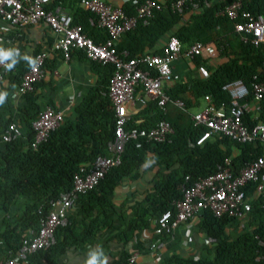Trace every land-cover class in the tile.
<instances>
[{
	"label": "trees",
	"instance_id": "trees-1",
	"mask_svg": "<svg viewBox=\"0 0 264 264\" xmlns=\"http://www.w3.org/2000/svg\"><path fill=\"white\" fill-rule=\"evenodd\" d=\"M76 2L52 0L46 7L57 4L62 9L70 7L68 12L73 23L80 24L94 42H101L106 37L105 31L89 26L87 18L91 14ZM242 5L251 12H264V0H242ZM121 7L127 14L133 12L128 1ZM219 7L218 2L209 0L196 12L174 13L168 8L154 11L147 24L138 23L121 35L129 37L128 42L118 41L115 47L117 50L126 49L133 56L142 53L143 46H150L160 37L173 35L179 40L182 52L194 40L207 39V35L216 30L219 32L217 38L210 42L201 41L213 43L215 54L224 60L212 66L210 56L192 55L189 58L192 68L184 73L182 81L166 87V93L170 98L182 99L187 108L194 106L204 95H209L213 103H228L229 95L221 88L225 82L239 79L249 89L253 75L257 79L264 76V42L253 46L248 41H241L232 31L231 21L215 14ZM37 51L34 50L29 57L32 58ZM74 52L83 57L80 50ZM160 52L161 49L151 53ZM13 58L16 64L6 83L0 87V92L7 94L5 102L0 104V135L11 121L17 123L20 135L11 142H0V258L13 253L19 240L29 236V229L38 228L40 219L47 212L48 200L71 186L72 175L80 166H87L94 157L106 153V141L113 134L114 123L113 110L106 95L113 66L90 61L96 74L94 85L79 96L77 103L63 115L61 124L49 132L44 141L32 147L31 121L45 105L55 107L48 100L36 102L35 92L43 84L42 78L34 84L32 92L22 96V105L13 107L10 91L29 65L28 59L17 55ZM201 67L206 70V76L201 74ZM186 85H189V97L182 98L179 93L186 90ZM250 97L251 94L247 98ZM193 101L196 102L191 103ZM145 107L146 111H153L152 115L139 122L130 116L127 126L148 128L163 118L173 129L170 141L146 142L139 147H135L132 141L125 143L120 162L110 167L93 188L80 195L75 203V213H69L66 224L54 230L53 244L31 253L27 264H58L59 257L69 247L81 248L92 243L98 229L102 225L110 227L113 221L117 226L113 227L115 231L108 238L120 243L122 248L109 264H122L133 251L148 250L139 242H131L130 250L123 247L132 238L134 230H152L156 218L163 211H173V201L180 196L179 185L185 175L191 179L205 176L225 158H228L230 170L235 174L263 151L257 141L239 143L223 135H214L196 145L195 139L204 127L194 126L188 113L172 105L162 113L153 101H146ZM170 108L173 110L169 116ZM243 118L249 126L254 122L247 113ZM259 118L264 120V112ZM151 169L154 172L149 186L141 199L128 207L130 215L124 219L118 211L124 204L115 206L112 202L114 188L123 180H136L143 171ZM253 188L252 182L243 187L250 204L243 218L216 217L207 210L201 211L189 228L188 241L194 251L191 254L179 251L184 241L175 230L165 238L164 250L157 264H264V201L252 195ZM207 236L214 237L215 241L205 244L203 239ZM156 238L151 236V240Z\"/></svg>",
	"mask_w": 264,
	"mask_h": 264
},
{
	"label": "built area",
	"instance_id": "built-area-1",
	"mask_svg": "<svg viewBox=\"0 0 264 264\" xmlns=\"http://www.w3.org/2000/svg\"><path fill=\"white\" fill-rule=\"evenodd\" d=\"M51 1L0 0V22L20 30L41 23L54 36L47 50L33 54L35 63L23 71L14 85L15 92L23 96L34 90V84L44 75V63L50 55L57 54L62 60H68L72 52L80 50L89 61L113 66L106 92L114 115L113 134L106 141V153L97 155L89 165L80 166L73 173L71 186L48 200L47 212L40 219L38 228L29 229V236L19 240L13 253L1 257L0 264H27L31 253L52 245L56 227L66 224L67 215L80 195L93 188L110 167L120 162L125 143L132 141L135 147H139L146 142L170 141L173 129L163 118L148 128L127 126L130 119L127 105L133 104L140 94L153 101L162 113L166 112L168 105H172L188 113L194 126H203L204 130L195 139L196 145L214 135H223L239 143L257 141L263 149L261 155L247 162L235 174H232L229 160L225 158L205 176L195 179L188 175L183 177L179 185L180 196L173 201V211H163L156 218L151 231L157 238L148 242L147 249L154 264L161 257L165 238L170 237L180 226L187 234L191 221L201 211L207 210L216 217L226 215L238 220L243 218L250 207L243 189L249 182L254 183L252 195L264 201V120H255L249 126L243 118L244 113L249 112L250 100L264 106V76L257 79L253 75L254 80L250 82L249 89L239 79L225 82L221 88L229 95L228 103H213L209 95H204L201 98L202 105L191 112L182 99L170 98L166 93V84L172 77L173 62L181 53L180 42L175 36H167L160 53L142 52L130 56L126 49L117 50L115 47L122 34L138 23L147 24L154 11L168 8L174 13L186 10L196 12L209 0H126L133 10L130 14L125 13L121 5H112L105 0H78V4L91 14L87 18L88 25L105 31L106 37L101 42H94L80 24L73 23L71 15L59 4L46 7ZM216 2L220 7L215 14L231 21L232 31L241 41H248L253 46L264 42V12H251L243 7L242 0ZM215 52L213 43L194 40L184 55L211 56ZM7 63L10 61L0 64V83H6L12 72V69L6 70ZM262 65L264 67V61ZM200 72L203 76L207 74L202 67ZM249 94L251 97L248 99ZM63 115L62 110L49 105L37 113L31 121L32 147L44 141L49 132L61 124ZM19 135L17 123L11 121L1 133L0 142H11ZM239 226H242V222ZM214 241L212 236L203 239L205 244ZM138 261L139 253L134 251L122 264H138Z\"/></svg>",
	"mask_w": 264,
	"mask_h": 264
},
{
	"label": "crops",
	"instance_id": "crops-1",
	"mask_svg": "<svg viewBox=\"0 0 264 264\" xmlns=\"http://www.w3.org/2000/svg\"><path fill=\"white\" fill-rule=\"evenodd\" d=\"M105 1L112 5H122L127 2L126 0ZM76 5L80 6L78 0ZM63 10L68 12L70 11V7L65 6V9ZM166 38L167 37L164 35L150 46H143L142 52L159 50L164 44ZM53 39L54 36L52 32L41 23L20 30L11 27L4 22H0V48H3L4 50H12L13 56L17 55L22 59H27L34 50H47ZM118 41L119 43H126L129 41V37H126V35L120 36ZM140 42H143V38H140ZM190 68H192L190 59L178 56L173 62L172 77L170 82L166 84V87L171 86L175 82L182 81L184 73ZM43 71V84L37 87L35 92L37 94L36 102H46L48 100L53 107L62 110L64 114L70 111V109L77 103L79 96L89 87L94 85L96 81V74L92 69L90 61L82 57L81 54H77V52H72L68 60H62L57 54L50 55L46 60V66ZM44 84H47V86ZM3 85L4 82L0 83V87ZM188 88L189 85H186V90L179 93V96L182 98H188ZM10 97L14 108L22 105L24 102L22 96L16 94L14 86L10 91ZM146 101L149 100L140 94L133 104L127 105V113L131 117L134 116L137 122L149 118L153 113L152 110L146 111ZM197 101L196 105L191 106L189 110H196L199 105H202L201 98ZM172 110L173 108L168 110L169 116L171 115ZM262 112H264L262 105L257 101L250 100L249 112L247 113L248 118L253 121L261 120L259 117ZM153 172L152 169L145 170L140 178L133 181L123 180L114 188L112 202L115 206H118L121 203L124 204L123 207L118 209V211L122 213L124 219H127L130 215L128 207L132 204H136L143 196L145 190L149 186V180L151 179ZM75 208L76 204L71 208L69 213H75ZM110 224V227L102 225V227L98 229L96 232V239L92 243L84 244L81 248L73 246L69 247L66 252L59 257L58 264H86V261L93 255L96 257V264H104L105 260L106 264L114 261L117 258V252L122 248V245L115 240L108 238L115 231L113 227L117 226L115 221ZM120 227L122 228L123 225ZM151 231L152 230L141 228L134 230L132 238L123 248L130 250L131 242H139L142 245L147 246L153 235ZM176 231L180 235L182 242L184 241V243L181 244L179 251L181 253L191 254L194 251V248L190 247L187 242V240L190 239L188 235L189 229L187 234H185L186 230H184L183 226H180ZM163 250L164 248L161 253ZM138 253V264H154L148 250L146 252Z\"/></svg>",
	"mask_w": 264,
	"mask_h": 264
},
{
	"label": "clouds",
	"instance_id": "clouds-1",
	"mask_svg": "<svg viewBox=\"0 0 264 264\" xmlns=\"http://www.w3.org/2000/svg\"><path fill=\"white\" fill-rule=\"evenodd\" d=\"M29 65H32L35 63V61L32 58H27ZM5 61H10V63L5 64L6 70H11L13 66L16 64V60L13 58V52L12 50H4L3 48H0V64H4ZM7 94L4 92H0V104H3L5 102V96ZM86 264H96V257L93 255L91 258H89L86 261ZM104 264H106V260L104 261Z\"/></svg>",
	"mask_w": 264,
	"mask_h": 264
},
{
	"label": "rangeland",
	"instance_id": "rangeland-1",
	"mask_svg": "<svg viewBox=\"0 0 264 264\" xmlns=\"http://www.w3.org/2000/svg\"><path fill=\"white\" fill-rule=\"evenodd\" d=\"M218 35H219V32H216V30H215V31H211V32L207 35V36H208L207 39H205V38H199V39L202 40V41H208V42H210L209 40H213V39L217 38ZM179 57L187 58V59L190 58V57H187V56L184 55V51H182V52L180 53ZM208 58L210 59L209 63H210L212 66H215V65L219 64L220 62H222V61L224 60V58H220V57H218L217 54H215V55H213V56H210V57H208ZM195 102H196V101H193V102H191V103H195ZM195 105H196V104H195ZM190 111L193 112V111H195V110L192 109V110H190ZM182 120L185 121V116L182 117ZM185 239H186V238H185ZM187 242L189 243L188 240H187ZM189 245H190V243H189Z\"/></svg>",
	"mask_w": 264,
	"mask_h": 264
}]
</instances>
